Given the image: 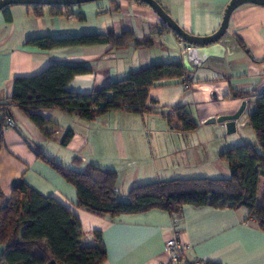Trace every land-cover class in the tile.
<instances>
[{
	"label": "crops",
	"instance_id": "crops-1",
	"mask_svg": "<svg viewBox=\"0 0 264 264\" xmlns=\"http://www.w3.org/2000/svg\"><path fill=\"white\" fill-rule=\"evenodd\" d=\"M157 1L179 27L206 36L218 29L230 0ZM60 10V14H51L43 6L42 15L35 16L30 7L14 4L8 6L9 22L0 11V102L12 94L15 77L38 74L51 62L83 63L89 68L66 84L67 90L81 93L152 63L183 62V41L164 28L147 5L133 0H94ZM110 30L116 34L131 31L138 39L150 38L152 45L40 48L25 43L37 36L67 38ZM218 42L223 55L209 57L194 68L188 89L182 87L180 78L155 81L148 91L151 111L147 113L112 110L86 121L62 110L41 109L38 112L47 123L40 129L17 107H10L15 126L2 128L0 206L10 196L12 180L21 178L74 213L82 229V245H92L93 232H100L106 250L100 264H157L166 259L163 246L173 233L187 245L189 260L264 264V231L247 218L244 207L186 204L173 215L156 208L113 217L97 215L78 207L75 187L36 155L41 151L69 169L83 170L93 164L114 171L121 199L137 184L229 177L228 163L221 154L252 138L255 141L248 124L252 105L231 96L230 90H264V6L250 2L237 6ZM243 100L246 106L233 132H227L222 122L205 123L211 116L234 113ZM178 105L189 112L196 124L193 129H183L173 118L167 120L173 117L172 107ZM68 129L72 138L62 145ZM262 183L263 178L259 186Z\"/></svg>",
	"mask_w": 264,
	"mask_h": 264
},
{
	"label": "trees",
	"instance_id": "trees-1",
	"mask_svg": "<svg viewBox=\"0 0 264 264\" xmlns=\"http://www.w3.org/2000/svg\"><path fill=\"white\" fill-rule=\"evenodd\" d=\"M133 1L147 5L141 0ZM25 6L30 7L35 16L42 15L43 6ZM62 7L66 6H47L51 14H60ZM0 11L9 22L8 6ZM66 15H71V12L67 11ZM78 18L83 19L80 15ZM25 43L40 48L107 43L113 48L130 43L151 46L152 40L138 39L128 30L118 34L110 30L67 38L37 36L27 38ZM88 71L83 63L51 62L38 74L15 77L12 94L0 102V148L4 118L12 117V106L40 129L47 123L38 112L41 109L62 110L86 121L112 110L143 114L151 111L147 104L148 91L155 81L180 78L191 83L194 69L187 70L180 61L158 62L134 69L125 77L109 81L88 93L66 89V84L75 75ZM230 93L252 105L248 124L255 141L243 142L221 154L228 163L227 178H174L142 183L132 186L121 199L114 171L93 164H88L83 170L69 169L41 151L36 155L75 187L77 206L91 213L113 217L156 208L173 215L186 204L231 209L244 207L247 218L253 219L264 231V189H259L260 179H264V90L231 89ZM172 112L173 117L167 120L173 118L181 122L183 129L195 127L184 106H174ZM72 135L68 129L61 138L62 145H66ZM81 237L80 222L70 209L51 196L41 195L21 178L12 185L10 196L0 206V264H45L50 259L57 264L102 263L106 250L100 232H93V244L89 246L82 245Z\"/></svg>",
	"mask_w": 264,
	"mask_h": 264
},
{
	"label": "water",
	"instance_id": "water-1",
	"mask_svg": "<svg viewBox=\"0 0 264 264\" xmlns=\"http://www.w3.org/2000/svg\"><path fill=\"white\" fill-rule=\"evenodd\" d=\"M94 0H0V10L4 7L21 4V5H63L70 6L75 4H81ZM147 6H149L161 19V23L164 24L168 29L177 34L183 41L186 47V54L183 57V66L187 70H193L194 68L200 67L209 57L222 56L223 48L218 42L222 35L225 33L228 20L231 12L239 5L250 2L264 6V0H230L226 5L221 23L218 29L210 35L197 36L188 33L184 29L178 26V24L168 15V13L162 8L157 0H141ZM246 106V101L243 100L239 108L232 114L221 115L218 117L211 116L205 120V123H213L214 121L222 122L225 124L227 132H233L235 130L236 120L242 114ZM17 180L13 179L12 184ZM45 264H57L54 259H50Z\"/></svg>",
	"mask_w": 264,
	"mask_h": 264
},
{
	"label": "built area",
	"instance_id": "built-area-1",
	"mask_svg": "<svg viewBox=\"0 0 264 264\" xmlns=\"http://www.w3.org/2000/svg\"><path fill=\"white\" fill-rule=\"evenodd\" d=\"M190 85V82L182 80V87L184 89H188ZM14 126L15 122L12 117L7 116L4 118L3 129L13 128ZM186 250L187 245L180 241L176 233H173V235L165 241L163 246L166 259L158 262L157 264H204V262L199 259H187L185 256Z\"/></svg>",
	"mask_w": 264,
	"mask_h": 264
},
{
	"label": "rangeland",
	"instance_id": "rangeland-1",
	"mask_svg": "<svg viewBox=\"0 0 264 264\" xmlns=\"http://www.w3.org/2000/svg\"><path fill=\"white\" fill-rule=\"evenodd\" d=\"M253 140H254V139L252 138V139H250V140H248V141L252 142ZM259 188H260V190H263V189H264V183H262L261 186H259Z\"/></svg>",
	"mask_w": 264,
	"mask_h": 264
}]
</instances>
